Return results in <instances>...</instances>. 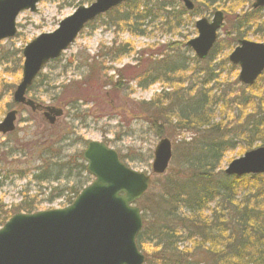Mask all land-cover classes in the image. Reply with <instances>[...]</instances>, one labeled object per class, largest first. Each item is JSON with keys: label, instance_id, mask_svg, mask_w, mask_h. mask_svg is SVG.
<instances>
[{"label": "rangeland", "instance_id": "374dc122", "mask_svg": "<svg viewBox=\"0 0 264 264\" xmlns=\"http://www.w3.org/2000/svg\"><path fill=\"white\" fill-rule=\"evenodd\" d=\"M93 1L40 0L35 12L26 10L18 16L16 36L0 40V121L9 111H18L15 129L7 134L0 132V213H4L0 227L13 213L62 208L73 201L75 193L85 186L87 173L80 164L84 162L83 149L92 140L106 142L126 165L150 175L152 182L137 202L144 212V207L160 205L159 201L166 198L162 195L169 190L164 184L181 183L187 168L195 169L199 156L208 148L202 143L210 141L205 132L195 139L191 131L172 124V117L181 112L179 107H196L203 93L211 105L212 98L226 90L223 106L216 105L214 110L216 122L225 118L222 126L226 130L241 127L253 104L261 106V114L264 112V76L254 88L244 86L238 80L239 68L228 59L238 39L264 43V8L254 18L250 14L254 0H192L196 6L192 12L179 2L186 13L181 23L173 24L172 31H166L160 18L155 22L141 19L134 3L126 1L89 23L58 61L46 65L28 91L27 97L43 106L62 108L61 116L50 122L44 111L17 105L13 94L23 76V48L38 35L55 30L76 8ZM219 10L224 13V21L212 54L198 60L186 45L198 34L195 22L203 17L210 20ZM257 22L263 30H255ZM118 48L127 53H119ZM161 52L167 53V58L162 63L154 62ZM96 55L97 62H93L97 66L91 67L89 59ZM167 82L170 90H176L172 97H185L184 102L173 108L168 102L150 104L168 89ZM248 95L252 96L251 108L239 100ZM151 106V116L167 123L162 135L155 132L146 113ZM165 106L169 107L167 111L155 113ZM241 110L243 118L238 113ZM219 136L228 139L234 135ZM165 137L171 141L172 157L165 172L154 174V150ZM242 140L238 137L233 141L236 145L222 152L216 171H224L231 161L244 155L247 150ZM263 145L264 141H257L251 149ZM253 182L244 181L242 186L254 189L258 184ZM253 193L252 205L257 196L256 191ZM257 205L264 217V207ZM157 248L152 240L140 250L147 260Z\"/></svg>", "mask_w": 264, "mask_h": 264}, {"label": "water", "instance_id": "95a60500", "mask_svg": "<svg viewBox=\"0 0 264 264\" xmlns=\"http://www.w3.org/2000/svg\"><path fill=\"white\" fill-rule=\"evenodd\" d=\"M126 0H95L79 6L62 19L53 32L42 33L23 49L22 81L14 91V101L36 107L25 94L42 67L69 48L85 25ZM191 10V0H181ZM39 0H0V40L16 34V18L23 10H36ZM264 6L255 0L253 7ZM224 19L216 11L211 21H196L198 36L187 42L198 58L204 59L213 47ZM240 66L239 81L253 85L264 72V43L240 40L229 56ZM60 115L61 109L46 107ZM16 110L0 122V131L15 128ZM47 115V113H46ZM53 120V119H52ZM87 170L95 179L72 204L32 213H15L0 228V264H143L145 255L136 243L143 216L135 204L149 188L152 179L143 171L126 167L117 152L103 142L90 141L83 152ZM172 157L168 138L155 150L154 174L165 172ZM228 175L264 173V145L246 151L230 162Z\"/></svg>", "mask_w": 264, "mask_h": 264}, {"label": "trees", "instance_id": "16d2710c", "mask_svg": "<svg viewBox=\"0 0 264 264\" xmlns=\"http://www.w3.org/2000/svg\"><path fill=\"white\" fill-rule=\"evenodd\" d=\"M127 2L134 3V11L141 19L151 18L155 22L160 18L162 25L167 28L166 31H172L173 24L181 23L180 19L186 13L177 0H144L143 2L127 0ZM258 11H251L250 14L256 18ZM176 21L179 22L175 23ZM255 26L257 28L255 30H263L260 29L258 22ZM176 44L172 43V45ZM118 52L127 53L122 48H118ZM165 54L167 53H159L154 62L159 60L162 63L167 58ZM97 59L98 55L91 57L89 65L97 66V63L93 62V60L97 62ZM175 69L170 71L174 72ZM119 79L121 78L117 77V82H120ZM167 84L168 89H164L165 91L160 93L157 99L149 102L150 104L168 102V105L173 108L174 104L180 105L184 102L185 97H172L176 90H170L171 84L168 82ZM222 93V96L212 98L211 105L208 103L210 100L203 93L197 100L196 107L186 105L190 107L188 110L179 107L185 111L176 107L181 112L176 118L172 117V124L179 130L191 131L195 139L205 132L210 141L202 142L208 148H205V153L199 156L197 160L199 165H195L193 167L195 169L187 168L181 183L164 184V187L168 186L169 190L162 195L166 198L159 201L161 207L159 204L150 205L152 214L150 207H144V225L137 236V244L140 248L153 240L158 246L149 254L145 264H264V217L257 205L259 203L260 207H264V174L238 177L229 176L224 171H216L222 152L232 144L236 145L237 142L233 141H236L238 137L244 139L242 142L245 150L251 149L257 141H264V112L261 114V106L253 104L255 106L253 111L246 115L244 119L246 121L241 127L226 130L222 126L225 118L220 117V120L216 122L214 116L216 105L222 107L224 97L227 96L226 90H222ZM245 98L237 99L242 102L241 105H248L251 108L252 96L248 95ZM234 101L236 102V99ZM229 103L234 104L231 100ZM153 108L154 106H151L146 113L152 121L155 132L162 135L167 123L157 121L158 117L151 116ZM163 109L167 111L169 107L159 108L157 110L160 111L155 110V113L161 114ZM243 112L244 110L238 112L242 118L245 116L241 114ZM239 130L240 133L237 134ZM229 134L234 136H228V139L218 137V135ZM80 166L86 172L85 163L82 162ZM89 181L90 176L87 174L85 184ZM244 181H247V184L254 181L253 184H258L255 187L257 189L243 187ZM253 190L257 192L254 205H252L255 196ZM261 197L263 200L260 201ZM211 204L213 207L209 206ZM3 215L4 213L1 212L0 216ZM185 242L187 245L184 244Z\"/></svg>", "mask_w": 264, "mask_h": 264}, {"label": "flooded vegetation", "instance_id": "af4514ba", "mask_svg": "<svg viewBox=\"0 0 264 264\" xmlns=\"http://www.w3.org/2000/svg\"><path fill=\"white\" fill-rule=\"evenodd\" d=\"M261 8H256L255 10H260ZM240 39L237 40V42L239 41Z\"/></svg>", "mask_w": 264, "mask_h": 264}]
</instances>
